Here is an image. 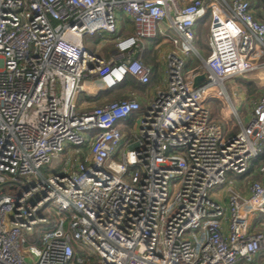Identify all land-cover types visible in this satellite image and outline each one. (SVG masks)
Masks as SVG:
<instances>
[{
  "label": "built area",
  "instance_id": "obj_1",
  "mask_svg": "<svg viewBox=\"0 0 264 264\" xmlns=\"http://www.w3.org/2000/svg\"><path fill=\"white\" fill-rule=\"evenodd\" d=\"M208 13L203 58L196 29ZM123 16L131 36L120 35ZM98 33L114 46L110 61L84 45ZM158 34L171 47L166 84L137 131L121 129L141 110L135 97L82 110L87 83L104 93L128 77L149 85L141 53ZM250 72H264V22L248 0H0V264H254L264 166L248 197L209 198L229 172L249 176L263 153L264 94L245 125L224 87ZM211 99L229 107L233 127L213 116ZM70 147L87 148L74 171ZM64 154L62 172L41 174ZM43 211L59 219L27 246L23 232L49 225Z\"/></svg>",
  "mask_w": 264,
  "mask_h": 264
},
{
  "label": "rangeland",
  "instance_id": "obj_2",
  "mask_svg": "<svg viewBox=\"0 0 264 264\" xmlns=\"http://www.w3.org/2000/svg\"><path fill=\"white\" fill-rule=\"evenodd\" d=\"M207 20L211 21L210 13H208V15L203 20H201L202 22L200 21L199 23L200 24L204 23V21H207ZM166 23H168V20L163 21L160 24V26L165 28ZM122 26L124 27V24H123V21L120 20L118 23L119 31H120V27ZM161 39L162 37L160 36V34H158V36L155 39L145 41L144 42L145 52L146 53L151 52L153 49V46L155 47L156 44L159 43ZM101 41H102L101 34L99 33L96 34L94 37L86 36L83 39L84 45L89 50H92L98 53L105 51V47L100 43ZM199 46L200 44H198L196 40L195 48L198 52H199ZM201 64H202L201 62H196V64L193 67H191V69L197 68ZM189 71H190L189 68L184 71L183 73L184 77H186ZM260 78H262V76L260 75L259 72H250V73H247L246 76L244 77H237L235 79L233 78V79L227 80L224 83V87L227 90L231 98L232 104L245 125L247 124L249 120L250 113H252L255 104L260 99V97L264 94V82L262 81V79L260 80ZM106 96L109 99H114V98L117 99L122 96V93L118 92L117 89H115L113 90L112 93H109ZM83 98L84 97H81L80 104L83 102ZM217 103L218 101L216 99H211V100H208L207 105L211 107V109H214L217 106ZM95 133L96 131L91 132L89 135L94 136ZM70 148H71V157L69 158L70 160L69 168L71 169V171H74L76 158L81 153L86 151L87 148H84V147H81V148L70 147ZM115 160L118 161L117 158H115ZM67 161H68V158L66 157L65 154L59 160L52 159L51 163L49 165H46L41 170V174L45 177H48L51 174L60 173L66 167ZM259 174H260V171H259ZM248 175L250 176V178L252 177L256 178V176H251V174H248ZM246 177L247 176L229 172L226 175V180L224 184L217 186L213 188L212 190H210L209 198L213 201L223 202L225 198L227 197L229 191L232 190L231 188H234V187L236 188L241 183L245 182ZM33 179L35 181L37 180L36 178H33ZM126 182L130 183V181L128 180H126ZM41 215L46 217L49 220V225L48 224L38 225L34 228L33 232H28V231L23 232V235L28 242L27 246L33 245L36 243L40 246V242H42V239L44 235L46 234V232L50 230V228L53 226L54 221L59 219L58 215H55V214L50 215L46 211H43ZM256 222L258 225L261 224L260 228L261 230H263L264 229L263 227L264 215H259ZM24 255L26 256L28 260L31 259V255L28 252H24ZM258 258L254 262V264H264V256L259 259ZM35 260L36 259H33V261ZM94 263H95V260H92L91 264H94Z\"/></svg>",
  "mask_w": 264,
  "mask_h": 264
},
{
  "label": "crops",
  "instance_id": "obj_3",
  "mask_svg": "<svg viewBox=\"0 0 264 264\" xmlns=\"http://www.w3.org/2000/svg\"><path fill=\"white\" fill-rule=\"evenodd\" d=\"M248 1L251 4V9L254 13L255 18L257 20L263 22L264 0H248ZM120 20L123 21V24H124V27L123 26L120 27V35L126 36V34L129 32L133 33V27H132L131 21L124 16L121 17ZM199 24L200 23H198V25ZM169 26L170 25H169V21H168V23L165 24V28L164 27H161V28L164 31L170 32L172 35H175V33L172 30H170ZM208 37H209V32H208ZM162 43L164 44L163 39H161L160 42L157 43L155 47L153 46V49L150 52L153 54V57L156 59V62L159 64V68H155L154 66H149L153 71L150 84L147 86L141 85L142 89L138 92H132V91H125V93L122 92L123 93L122 97H124V99L135 97L138 99V101L140 102V105H141L140 112L133 117L132 121L129 122L130 125H128V126L130 127L131 131H134V130L137 131V128L140 124L139 123L140 117L146 112V110H148V108L151 104V101L156 96V93L158 92V90L165 87L166 79H165V60L164 59H165L166 53L168 51H170L171 47L169 44H164L163 49H159L157 46L162 45ZM106 46H105V51L101 52V53H102V56L105 60L110 61L111 56H112V52L114 50V46L113 45H106ZM260 75L263 78L264 72H261ZM120 87H118L116 89H119ZM86 89H87L88 95H81L79 98V104H80L81 97H84L83 102L80 104L82 110H84V111L92 109L94 107L103 106V105H106L108 103L113 102V101H110V99L106 96L109 93H112V91H110L108 93H104L102 91V88L100 87V85L97 84L96 82L87 83ZM217 101H218L217 106L214 109H211V107L208 106L210 108L213 116L216 118H221L227 124V126L233 127L234 126V117H233L231 111L229 110V107L223 106V104L219 100H217ZM122 126H124V124H122L121 127ZM124 129H125V127L122 128V130H124ZM259 171H260V168L257 169V171L250 170L249 174H251V176H256V178H253V177L250 178V176H247L245 178V182L241 183L236 188L235 187L231 188L232 190H230V191L236 192L241 197H244V198L248 197L249 196L250 183L252 181H254L253 179H255L257 181L262 180V176L259 174ZM228 196H229V193L223 202H218V201H215V202H217L219 204H226ZM261 215H264V214H261ZM256 221H257V219H255L254 224L251 227V233H255V232L259 231V229L261 230V228H260L261 224L258 225ZM263 227H264V224H263ZM263 256H264V250L261 251L259 258H261Z\"/></svg>",
  "mask_w": 264,
  "mask_h": 264
},
{
  "label": "trees",
  "instance_id": "obj_4",
  "mask_svg": "<svg viewBox=\"0 0 264 264\" xmlns=\"http://www.w3.org/2000/svg\"><path fill=\"white\" fill-rule=\"evenodd\" d=\"M263 22H264V18H263ZM210 23H211L210 20L204 21V23L199 24L197 26V29H196V40H197V43L200 44L199 53L201 54V56L203 58H208L211 54L209 37H208ZM132 34L133 33L129 32L126 34V36H131ZM141 58H142L141 60H142L144 65H146L148 67L154 66L155 68H159V64L156 62V59L153 57L152 53H150V52L146 53L144 50L141 53ZM141 89H142L141 85L134 78L128 77L126 79V81L121 85V87L119 89H117V91L120 93H122V92L125 93V91L138 92ZM112 92H113V90H112ZM122 95H123V93H122ZM121 97H119L117 99L116 98L110 99V101L115 102V101L124 100V97H122V98ZM132 120H133V117L131 119H129L126 123H124V126H122L121 129L123 127H125L124 131L130 133L131 129L128 125H130L129 122ZM263 166H264V149H263V153L260 155V157L252 163L250 170H257Z\"/></svg>",
  "mask_w": 264,
  "mask_h": 264
},
{
  "label": "water",
  "instance_id": "obj_5",
  "mask_svg": "<svg viewBox=\"0 0 264 264\" xmlns=\"http://www.w3.org/2000/svg\"><path fill=\"white\" fill-rule=\"evenodd\" d=\"M207 82V76L202 74L194 79V86L200 87L201 85L205 84Z\"/></svg>",
  "mask_w": 264,
  "mask_h": 264
}]
</instances>
